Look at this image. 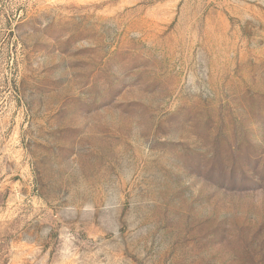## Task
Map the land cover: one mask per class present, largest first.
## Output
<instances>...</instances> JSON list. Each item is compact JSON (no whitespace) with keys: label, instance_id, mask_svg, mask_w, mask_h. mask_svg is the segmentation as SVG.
<instances>
[{"label":"rangeland","instance_id":"rangeland-1","mask_svg":"<svg viewBox=\"0 0 264 264\" xmlns=\"http://www.w3.org/2000/svg\"><path fill=\"white\" fill-rule=\"evenodd\" d=\"M0 264H264V0H0Z\"/></svg>","mask_w":264,"mask_h":264}]
</instances>
